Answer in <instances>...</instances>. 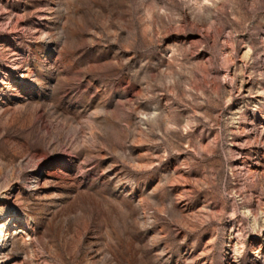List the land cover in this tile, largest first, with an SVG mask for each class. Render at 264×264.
I'll use <instances>...</instances> for the list:
<instances>
[{"label":"rangeland","instance_id":"1","mask_svg":"<svg viewBox=\"0 0 264 264\" xmlns=\"http://www.w3.org/2000/svg\"><path fill=\"white\" fill-rule=\"evenodd\" d=\"M0 264H264V0H0Z\"/></svg>","mask_w":264,"mask_h":264}]
</instances>
